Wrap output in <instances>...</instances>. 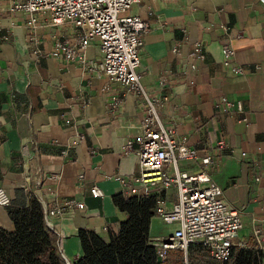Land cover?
I'll return each instance as SVG.
<instances>
[{"label":"crops","instance_id":"1","mask_svg":"<svg viewBox=\"0 0 264 264\" xmlns=\"http://www.w3.org/2000/svg\"><path fill=\"white\" fill-rule=\"evenodd\" d=\"M6 5L0 0V187L13 205L26 200L27 193L16 195L22 181L48 209L64 199L83 204L50 220L52 230L63 234L61 256L72 264L81 255L79 229L105 237L125 218L112 196L129 195L119 179L138 176L143 104L107 77L48 55L55 40L74 35L73 27H51L38 15L36 27L29 28L22 13L4 12ZM129 12L147 26L137 72L148 95L166 97L159 109L163 123L176 141L198 156H211L207 166L179 160L178 168L187 173L205 169L222 189L224 204L241 210L237 239L252 241L251 229L257 227L264 245V3L144 0ZM181 38L187 45L174 54L172 47ZM194 42L201 45L203 58L191 69L185 54ZM223 44L232 48L240 73L222 65ZM86 55L99 59L96 39ZM236 103L242 114L234 112ZM92 185L101 197L90 194ZM164 197L169 207L174 188ZM7 209L0 207V227L9 230ZM152 218L149 239L156 237ZM170 226L171 233L175 226Z\"/></svg>","mask_w":264,"mask_h":264},{"label":"built area","instance_id":"2","mask_svg":"<svg viewBox=\"0 0 264 264\" xmlns=\"http://www.w3.org/2000/svg\"><path fill=\"white\" fill-rule=\"evenodd\" d=\"M5 1L7 5L3 9L4 12L22 13L29 28L36 27L38 15L44 16L48 21L47 25L51 27L59 28L66 25L73 27L74 35L55 40L48 55L71 62L83 72L107 77L123 86L126 91L132 92L143 104L144 113L138 126L139 147L136 151L138 176L131 180L119 179V182L126 187L129 195H146L152 192L156 194L154 215L161 223L175 226L167 236L149 239L156 257L163 260L168 250H178L185 254L188 245L199 244L207 249L214 260L225 261L234 248L247 247L246 241L237 239L241 228V210L230 209L224 204L222 189L213 182L205 169L187 173L178 168L179 160L199 162L207 166L211 162V156L208 153L198 156L194 148L174 139L173 130L163 123L159 114L166 97L148 95L140 82L137 69L147 26L139 16L130 13L129 10L144 0ZM258 1L264 3V0ZM92 39L97 40L100 54L97 60L86 55V49ZM186 45L185 38H181L172 47V52L180 54V48ZM220 54L222 65L232 74L241 72V69L232 63L233 50L229 45H221ZM185 57L190 68L194 69V62L203 58L201 45L197 42L190 44ZM158 86L163 88L164 81L160 79ZM220 102L230 106L225 99H221ZM234 112L242 114V108L238 103L234 107ZM241 120L246 119L243 116ZM216 146L223 148L224 142L218 141ZM128 148L129 143L126 142L124 153ZM34 181L36 185L39 184L38 177L34 178ZM19 186L23 192L29 194L28 183L22 181ZM169 188H174L175 200L167 207L164 193ZM89 192L94 197L102 196V191L96 185H92ZM32 194L41 200L37 193ZM9 203L8 192L0 187V207L5 208ZM40 203L44 222L51 231H53L51 218L60 217L64 209L69 207L84 208L82 203L70 199L62 200L51 209L42 201ZM53 233L57 237V249L61 254L60 239L63 234L54 231ZM250 236L253 241L251 246L260 251L263 264L264 245L261 243V230L254 227Z\"/></svg>","mask_w":264,"mask_h":264},{"label":"trees","instance_id":"3","mask_svg":"<svg viewBox=\"0 0 264 264\" xmlns=\"http://www.w3.org/2000/svg\"><path fill=\"white\" fill-rule=\"evenodd\" d=\"M26 194L21 188L16 195ZM156 194H115L112 203L125 214L116 232L105 237L79 229L81 255L72 264H260L261 253L247 241V247L234 248L225 261L214 260L207 249L190 244L185 254L168 250L163 260L149 243L148 229ZM11 201V200H10ZM7 216L12 224L0 227V264H66L57 249L56 235L45 224L40 201L33 194L16 205L9 203Z\"/></svg>","mask_w":264,"mask_h":264},{"label":"rangeland","instance_id":"4","mask_svg":"<svg viewBox=\"0 0 264 264\" xmlns=\"http://www.w3.org/2000/svg\"><path fill=\"white\" fill-rule=\"evenodd\" d=\"M152 229L156 237L167 236L170 233L171 226L161 223V221L154 215L152 218Z\"/></svg>","mask_w":264,"mask_h":264}]
</instances>
